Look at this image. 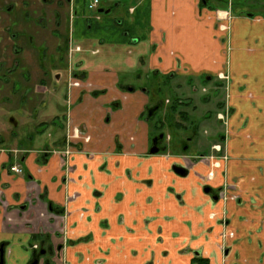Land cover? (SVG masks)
I'll use <instances>...</instances> for the list:
<instances>
[{"label": "crops", "instance_id": "1", "mask_svg": "<svg viewBox=\"0 0 264 264\" xmlns=\"http://www.w3.org/2000/svg\"><path fill=\"white\" fill-rule=\"evenodd\" d=\"M52 1L65 2L83 78L64 102L63 131L55 105L48 143L0 146V264H29L40 244L60 247L59 264H264V16H228L217 8L228 0H99L95 14L90 0ZM153 79L174 95L219 86L229 107L221 126L206 95L215 121L209 110L199 129L211 125L220 152L190 162L184 177L175 152L149 155ZM224 187L236 201L215 199ZM223 232L234 236L224 250Z\"/></svg>", "mask_w": 264, "mask_h": 264}, {"label": "rangeland", "instance_id": "2", "mask_svg": "<svg viewBox=\"0 0 264 264\" xmlns=\"http://www.w3.org/2000/svg\"><path fill=\"white\" fill-rule=\"evenodd\" d=\"M18 1L19 0H0V12L3 13L0 15V56L3 55V53H1V49L3 46L2 43H6L5 37L8 39V37L10 38V34L16 33L18 39L15 40L13 45V48L15 47V49H13L14 52H7V59H17L20 61V64L23 61L24 65L29 67V70L25 69L24 71L14 69L12 72L13 78L8 79L7 82H3L0 79V144H3L2 147L4 148L17 147V138L11 135L12 132L16 134L17 132H20L22 135L33 134V132H35L36 125L43 121H49L51 115V113L48 114L47 112L44 114H38L35 116L34 122L30 120L31 118H28V120L31 121L30 122L27 120V115L24 114L19 117V128L16 129L14 120L10 122L12 117L16 118L15 108L19 105H25L27 109H31L32 107L41 109V106L47 101L45 95L53 84V75L55 73L67 75V65L64 69L62 64L55 67L48 63L50 56L47 48L48 45H45L46 41H50V45L54 47L62 40L52 38V25L51 19L49 18L51 17L52 12L50 11L49 1L23 0L25 3L19 11H9V13L5 15L4 12L7 6L15 9L16 5L11 4H18ZM220 7L230 10L232 16L246 14L262 16V13L264 14V0H228L226 5L217 4V8L220 9ZM217 8L214 9L218 11ZM87 11L92 14H95L96 12L95 10L88 9ZM117 13L118 11L113 10L107 16L114 17ZM107 16L104 17L106 18ZM40 18L43 19V27H39L37 24V21ZM65 24L66 22L64 21V25ZM3 32L8 33L9 36L3 34ZM100 32V37L107 38V36H109L107 34L112 33L113 31L109 30L108 32H104L103 28H100ZM57 35L63 38L65 35L64 28H62V30H58ZM19 36L21 38H19ZM27 38H29V42H27ZM109 38L114 39V36H110ZM43 41L44 43L42 44V47L44 50L41 47L39 48L40 50L36 49ZM9 45H11L10 42ZM42 54L45 62H42L41 67H35L36 62L41 59ZM1 61L4 60L0 57V62ZM10 69L4 70L6 72ZM43 70L45 71V74ZM22 72H27V80H21ZM1 74L2 71L0 70V76ZM16 79L19 81V87L15 85ZM154 81L155 80L153 79V83ZM172 84H174V82H172ZM193 86L196 87L194 88ZM201 86V83L185 85L183 93L182 91H176L177 93L175 92L176 95H174L173 91H170V87L173 88V86L167 84V87H165L164 84L161 83L160 79H157V82L153 85L152 93H155L156 100H153L150 112V128L152 136L151 143L155 135L159 133L163 134L165 136V142L161 143V154H173L175 152V155L179 156L183 162L185 161L184 163H187V165L185 164L186 166H181L184 169H188L190 166H188L190 163L188 158H192L193 161L196 160L195 158L200 159L201 161H206L212 157V160L214 158L211 154L212 150L217 152V147H220L212 145L214 142L219 141V139H217L218 135L209 139L211 136L208 134V130L211 125L203 128V131L199 129V126L208 119L209 116L207 115H209V110L212 115L211 120L213 122L215 121L214 115L216 112L213 107L215 106L219 109L222 107L224 92L219 86L211 89H207L203 86V90H201ZM175 88L176 87L174 85V91ZM207 94H209V97L212 98V101H209L213 102L211 103L213 104L211 109L208 107L209 103L205 100L207 98ZM200 96H202V98H200ZM5 97L8 98V103L5 102L7 101L4 99ZM21 97L24 98L25 101H21ZM53 101H55V98H53ZM159 103L165 106L164 108L162 107V111L160 110L161 106ZM47 105V111L51 112L50 109L52 105L49 103H47ZM54 109L56 110L55 107ZM54 113L58 112L54 111ZM215 123L217 124V122ZM220 125L222 126L223 124L220 123ZM48 130L49 127L45 128L42 132L37 133L36 140L40 139L39 141L48 143ZM31 146L33 147V145H27L26 147ZM199 153L203 155H199ZM223 156L225 155H222V157ZM173 166L179 167L180 165L174 164ZM64 244L65 243L63 241V245ZM37 249L34 257L38 258L39 264H59V262L54 259L53 253L55 250L60 249V247L57 248L53 245L40 244ZM42 250L44 251V254L39 256L40 251Z\"/></svg>", "mask_w": 264, "mask_h": 264}, {"label": "flooded vegetation", "instance_id": "3", "mask_svg": "<svg viewBox=\"0 0 264 264\" xmlns=\"http://www.w3.org/2000/svg\"><path fill=\"white\" fill-rule=\"evenodd\" d=\"M44 1L45 2H48L49 1V3H50L49 4L50 5V11L52 12L51 13V17H49L51 19V25H52V29H51L52 32H53L52 38H56L58 40H61L62 39L54 47L52 45H50V41L49 42L46 41L45 45L46 44L48 45L47 48H48V53H49V56H50V59L48 60V63L51 64L52 66H55V67L60 66L62 64V67L63 68L66 67V65H67V75L66 74L65 75H60L58 73H55L53 75V81H52L53 84H52L51 88H49L47 94L45 95L47 101H46L45 104H43L41 106L42 108L40 107L41 109H37L36 107H32L31 109H27L25 107V105H19L18 107L15 108L16 118H13L12 117L10 119V122H12L14 120V125H16V129H18L19 128L18 119H20L19 117L20 116H23L24 114L27 115V120H28V118H31L30 120H32V122H34V119H35V116L36 115H38V114H44L45 112H47L48 114L51 113V112H48L47 111V109H48L47 103H49V104L52 105L50 111H52L53 106L56 105V108H57L58 113H59V118H58L57 122L60 125L61 130L63 131L64 130V127H65V118L62 116V113L65 110L66 97H67L68 93L70 92V88L71 87H80L81 86L82 78H83V73H82L81 70H78L79 62H76L75 63V60H73V58H72V56H73L72 53L73 52H71L70 49H69V44H68V41H69L68 21H69V19H68V16L66 15L65 2H62V6L61 7H58L57 6L58 3H56V2L54 3V1H52V0H44ZM58 8H59V10H58ZM15 10H18L19 11L20 8L18 9V7L16 6L15 9H12V7L7 6V8L5 9V12L4 13H5V15H7L9 13V11L13 12ZM2 14L3 13L0 12V15H2ZM64 21L66 22L65 25H64ZM37 24L39 25V27H43V24H44L43 23V19L40 18L37 21ZM62 28H64V30H65V35L63 36V38H61L60 36L57 35V31L58 30H62ZM3 34L8 35V33H6V32L5 33L3 32ZM19 38H21V37L19 36ZM16 39H18V37H17L16 33H13V34H10V38L8 37V39H6V37H5L6 43H4V44L2 43L3 46H2V49H1V53H3V55H1L0 57L4 61H1L0 62V70L2 71V74L0 76V79L3 82H7L8 79H10V78L12 79L13 78V76H12L13 73L12 72L14 71V69L15 70L16 69H19L21 71H24L25 69H28L29 68L28 66L24 65V62L23 61L20 64V61H18L17 59H15V60L14 59L13 60L7 59L8 58V55H7L8 53L7 52H14L13 49H15V47L13 48V45H14ZM26 40H27V42H29V38H27ZM0 41H1V39H0ZM9 42L11 43V45H9ZM43 43H44V41L40 45H38L36 49H39L40 47L43 49V47H42V44ZM76 48H78L77 49L78 51L80 50L79 47H76ZM43 61L45 62V60H43V54H42L41 59L36 62L35 67H41ZM10 68H12V69H10ZM4 69H10V70H7L5 72ZM43 72L45 74V71L44 70H43ZM7 73H9V74H7ZM27 76H28L27 72H22L21 73V77H22L21 80L22 79L27 80L28 79ZM19 79H20V77H19ZM15 83H16L15 85L17 87H19V81L17 79H16V82ZM49 94L52 97L51 100L49 99V96H50ZM53 98H55V101H53ZM4 99H6L7 101H5V102L8 103V98L5 97ZM21 99H22L21 101H25L24 98L21 97ZM48 100H50V101H48ZM224 107H225V105H224ZM222 111L223 110L220 107L219 112H217V114H216L217 120L219 122H221V121L218 119V114H220ZM149 112H151V109H149V111L147 112V114H150V116L147 117V120L148 119L151 120V113H149ZM30 120H28V121H30ZM54 122H55L54 119H51V121H47V122L46 121L40 122L39 124L36 125L35 132H33V134L22 135L20 132L19 133L17 132V134L12 132L11 135L14 136L15 138H17V147H14V148H19L20 149V148H24V147L26 148L27 145H33L34 144L33 143L34 142V138L36 139L37 133L42 132L43 130H45V128L49 127L51 125V123H54ZM43 126H47V127H43ZM71 139H72L71 136L68 134L66 136V139H65V148L61 152H59V153L62 154V156L65 159V161H68V158L72 154ZM154 140H156V148L158 149V153L157 154H161V151H160L161 148H160V146H161V143L165 142V136L163 134H161V133L155 135L153 137L152 143L150 145V149L152 147V144H153V141ZM2 145L3 144H0V146H2ZM217 152H220V149ZM157 154H154V155H157ZM223 157H222V159H223ZM195 159L196 160H200V159H197V158H195ZM188 160L190 162L193 161L192 158H188ZM12 167H17V168H20L21 169V174H17V175H22L23 174V169L20 166H16V165L10 166L9 167V170L10 171H11V168ZM173 168H183V167H181V166H179V167L173 166ZM67 169L69 170V167L68 166H67ZM184 170L186 171V174H187V169H184ZM205 178H206V181H208V182L212 180L210 174L208 176H206ZM226 188L225 187L222 188L221 191L219 192L218 196L215 197V199L216 198H219L223 203H226L229 200L236 201L237 199L234 196H232V195L231 196H228L227 189ZM222 212H223V213H221V215H222L221 216V218H222V224H225V222H226L225 220H227V218H226V212H225V210H223ZM231 234H232V236H231ZM223 235H225L224 238L222 237ZM233 237L234 236H233V233L232 232H223L221 234V239H222L221 249L222 250H224L226 248L225 247V245H226L225 244L226 239L227 238L233 239ZM42 251H40L39 256L44 254V253L41 254ZM34 259H37L38 260V258H36V257L33 256L31 262ZM38 264H39V262H38ZM195 264H206V263L204 261H201V262H197Z\"/></svg>", "mask_w": 264, "mask_h": 264}, {"label": "built area", "instance_id": "4", "mask_svg": "<svg viewBox=\"0 0 264 264\" xmlns=\"http://www.w3.org/2000/svg\"><path fill=\"white\" fill-rule=\"evenodd\" d=\"M98 5H99V0H90L89 4L87 6V9L88 10H96L97 7H98ZM227 14H228V16H230L231 15V11L228 10V13ZM224 27H222L223 28L222 30H226L225 29L226 27L225 28ZM219 78H220L221 81L224 82L225 85H228V83H229V77H228V75H226V74H220L219 75ZM228 108L229 107L225 105L224 111H222L220 114H218V119L223 123L224 126H227V123H228ZM219 149L220 148L217 147V151H219ZM225 159H226V157L224 156L223 157V160H225ZM11 171L13 173H15V174H21V169L20 168H17V167H12L11 168ZM231 236H232V234H231ZM222 237L224 238L225 235H223Z\"/></svg>", "mask_w": 264, "mask_h": 264}, {"label": "water", "instance_id": "5", "mask_svg": "<svg viewBox=\"0 0 264 264\" xmlns=\"http://www.w3.org/2000/svg\"><path fill=\"white\" fill-rule=\"evenodd\" d=\"M109 10H103V9H100L98 10V13H108ZM158 153V149L156 148V140L153 141V144H152V147L151 149L149 150V154L150 155H154V154H157ZM173 171L179 175V176H182L184 177L186 175V171L183 169V168H173ZM205 193H208L209 192V188H206L204 190ZM1 253V256H2V250L0 251ZM44 252L42 251L41 254H43ZM30 264H38V260L37 259H34L32 262H30Z\"/></svg>", "mask_w": 264, "mask_h": 264}, {"label": "trees", "instance_id": "6", "mask_svg": "<svg viewBox=\"0 0 264 264\" xmlns=\"http://www.w3.org/2000/svg\"><path fill=\"white\" fill-rule=\"evenodd\" d=\"M263 10H264V8H263ZM262 15L264 16V14H263V13H262ZM48 206H49V208H50V209H52V206H51V204H50V203L48 204Z\"/></svg>", "mask_w": 264, "mask_h": 264}]
</instances>
